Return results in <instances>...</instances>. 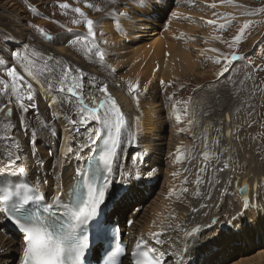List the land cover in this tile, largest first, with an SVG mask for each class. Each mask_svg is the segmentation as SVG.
<instances>
[{"label": "snow or ice", "instance_id": "6c2138e0", "mask_svg": "<svg viewBox=\"0 0 264 264\" xmlns=\"http://www.w3.org/2000/svg\"><path fill=\"white\" fill-rule=\"evenodd\" d=\"M108 2L116 5L112 12L105 14L114 25L117 23L112 19L114 16L124 19H132L135 16L143 19L142 12L138 9L148 6L145 0H127V2L108 0ZM211 6L216 7L215 4ZM58 7L65 10L70 8L67 3L58 4ZM86 7L93 6L86 4ZM95 10L100 11L99 8ZM71 11L81 18L73 20V23H82L86 29V34L79 35V41L90 42V46L83 45L84 53L89 57H96L99 63L105 64L106 52L98 46L97 41V37L103 35L98 30L105 22L104 18L93 20L79 7L72 8ZM24 23L28 27L36 28L29 22ZM207 23L211 25L216 22L209 20ZM220 27L223 28L224 25ZM37 30L50 43L57 41L70 43L72 39L70 36H48L43 29ZM115 30L124 31L119 26ZM103 43L106 44L107 41ZM0 45L8 48L6 54L4 48L0 47V65L4 66L0 69V112L7 108L5 116L9 118L4 122L0 141H4L10 149L12 144H16L14 157L8 156L7 163L0 168V220L11 223L21 233L22 264H88L86 254L90 250L96 254L97 264H123L122 258H128L130 264H196L195 260L189 259L192 254L189 244L192 245L193 250L199 251L197 246L201 245L203 237L198 226L190 231H184L182 247H173L175 242H168L166 233L171 225L165 226L163 222L157 231L149 232L148 239L143 236L138 238L130 251L128 245L123 243V234L119 226L113 223L110 217L106 218L107 209L109 205L119 206L134 196L136 182L146 176L151 177L154 170L151 168L139 172L122 170L119 171L120 178L117 179L114 173L121 168L119 161L122 158L123 146L132 143L125 113L111 94L107 83H98L94 77H86L83 69L64 65L54 56L42 60L45 64V72L48 74L45 93H54L49 98L48 107L52 108L53 105L63 103L75 105L77 119H68V123L73 126L72 130L79 131L80 128L88 130L90 124L92 127L77 151L74 152L71 147L67 148V152L72 153L78 162L73 184L67 192L60 182L57 183L55 192L50 197L46 196L42 188L43 185L48 184V180L45 178L41 181L37 178L33 182L28 178L26 167L18 163L21 158L20 145L11 135L16 131V124L11 118L14 116L15 108L16 120L28 137V147L35 156L39 144L37 132L33 125L26 122V118L29 114L39 118V105L37 95L33 92V83L29 80L36 81L43 73H39L34 67L26 68L28 78L26 79L25 75L17 70L19 67L17 62L25 59L21 55L26 48L24 41L16 45V38L5 32L0 33ZM242 59L246 60L247 57L236 54H232L230 59L227 56L223 57V67L218 76L230 74L234 62ZM215 62L221 64L222 60L218 58ZM260 71H264V68H256V72ZM86 80L92 92L88 96L89 102L85 99ZM138 87V84L129 85L132 92ZM256 87L259 88V85ZM94 93L102 95L97 96ZM255 94V90L250 91L249 100ZM135 98L138 106V95ZM244 104H247L250 110L248 115L252 116L254 104L243 101L242 107ZM176 111L174 104L173 112ZM52 115L55 118L57 113L53 112ZM175 119L179 123L180 115L176 114ZM40 125L45 129L48 128L43 120L40 121ZM251 126L249 122L248 127ZM86 148L90 149V152L81 155ZM117 184L120 185L118 189L115 187ZM240 191L245 196L244 211L232 216L228 221L230 228L237 229L233 236L240 235L238 224L234 221H238L240 216L247 212L250 203L247 198V188H242ZM171 194L170 191L169 195ZM128 223L131 225L132 221ZM213 223L215 224L216 221ZM208 236L211 237L210 243H217L218 237L213 233H209ZM230 240V237H226L223 242L227 244Z\"/></svg>", "mask_w": 264, "mask_h": 264}, {"label": "rangeland", "instance_id": "374dc122", "mask_svg": "<svg viewBox=\"0 0 264 264\" xmlns=\"http://www.w3.org/2000/svg\"><path fill=\"white\" fill-rule=\"evenodd\" d=\"M82 1L83 0H69V3L72 5L76 4L78 7H80L82 5ZM94 2H96L97 5L99 6H104L107 4L108 0H94ZM61 3L68 4V2H66L65 0H0V33L7 32L11 34L12 36H14L16 38V45H19L22 41H24L26 43V48L27 49L29 48L32 54H36L37 56L42 55V58L44 60H46L47 57L49 56H54L58 60H60L64 65H67V66H69L70 63H77L80 69H83L84 72L88 74V77H94L95 79H97L98 74L102 70H104V65L99 63L96 57H89L84 53H77L75 51L78 47H83L84 44H88L90 46V42L89 41H79V35L86 34V29L82 25H73L74 24L73 20H78L79 17L74 12L71 11L72 8L65 10V9H61L60 7H58V4H61ZM190 3L192 5H187L186 8L188 9L189 14L192 15L193 20L195 21L194 22L191 20L184 21L179 26L177 32H185L186 28L190 26V28L188 29V35L192 36V38L193 36H195V38H193V40L195 39V41L193 42L192 45L186 41H185L186 42L185 44L188 47V50L195 49V52L201 53L205 57H208L211 59V66L206 72L207 77H211L213 72L219 69V64L215 62L218 58L219 59L221 58L223 61V57L227 56L230 59L232 54H236L239 56H246L247 59L246 60L242 59V60L234 62V64L230 68V74L225 73V76H222L223 82L226 85V87L228 85L231 86L232 98L236 101V111L238 110L236 122H234L231 125H225L223 128V131L220 133L221 128L218 127L216 123L219 122L221 125H223V120L220 119L219 114H217V102L219 99L224 100L225 98L216 97L219 90L215 92V94L213 95L211 105L206 102H203L202 106L200 102L196 104V101L198 98L194 95L195 93L201 95L202 97L203 95H210V93L212 92L214 84H210L209 82H205L197 91H195V93L191 95L194 97V100L190 105V109L193 106V114L195 113V115L188 117L186 114H184L183 111H180L178 112V114L181 117L180 122L187 123L189 118L192 119L190 126L192 127L193 137L195 141L199 144H202L204 142V139L208 133L207 130L211 131V135L208 137V139H211V140L214 138L219 140L220 135L222 138H226L227 136L228 139L220 144L219 146L220 149H217L215 147L213 148L214 150L211 149V151H209L206 156L207 159L209 158H222L223 159L226 157V152L232 149V146H234V149L237 147L236 142H238L239 135H235V137H233V134H231V131L233 133L234 128L239 127L240 118H244L245 125H246V131L248 130L247 132L248 133L250 132L249 141L252 142L251 144L255 143L256 141H259L261 143V147H256L257 149H259L258 150L259 154L257 155L256 153L255 155V161H254L255 165L252 166V164L251 165L249 164L248 166L247 164L242 163L237 167L236 171L234 170L235 171L234 174H238V172L242 173L241 175H243V179H246L247 181H249L250 185H252L254 182L256 183V181L264 185V171H263L264 170V90L262 88V85H264V78L251 77V79H249L250 82H249L248 91H245L244 89V87L245 88L248 87V76L250 77V70H254L255 68H259V67H264V0H231V3H229V0H190ZM212 4H215L216 7L213 8L211 6ZM155 8L156 10H158L157 9L158 7L155 6ZM143 11L148 12L147 18H146L147 21L145 20V18L141 19L140 17L134 16L131 20H129L128 22L124 24L125 31L127 35L129 34V37L131 38L133 45H132V42H130V45H126L127 40L125 41L124 38H122V41L124 42L119 44L118 41H117L118 43L116 42L117 38H114V40L111 41L109 45V50L107 49L106 51L108 52L110 51L111 54L114 52L116 53L118 52L121 56L119 59L120 64L124 66L127 64L128 66L131 65L129 69H126V72L129 75V77L134 78V76H137V78H135L136 79L135 82H138V81L150 82L148 87H151L154 84V86L158 89L157 94H159V92L163 93L162 88L167 87V86H164V82L165 81L167 82V78L171 82V84H175V83L181 84L182 82H184L186 89H189V90L192 89L194 86L200 83L199 80L193 77L201 78L196 74L197 73L195 70L196 68H194L195 71L194 70L190 71L187 73V75H183V76L174 75L171 77L167 76V78L164 77V75L167 74L165 73L166 71L164 67V63H165L164 59L168 58L169 51L173 47H177V46L175 45L176 43H170L167 41V39L163 41V39L160 36L158 37V32L156 31L155 27L157 26L159 14L157 13V17L155 19L152 16L153 12H149V8L146 10L143 9ZM60 12L61 14L58 16ZM150 20L154 21L153 23L155 27H152V22L148 24V21ZM209 20H213L216 23L210 25L207 23V21ZM24 22H29L31 25L36 26V28L26 26ZM146 24L151 25V26L148 27V25ZM250 24L251 26H249ZM111 25L112 23H110V19H107V21L104 22L102 27L107 33H109L110 31H112ZM139 25H142L145 27L144 32L145 30H148L149 28L155 29V35L143 33L142 31H140L141 29L137 30L136 27ZM221 25H224V27L221 28L220 27ZM37 29H43L44 33L48 36H53V37H56V36L69 37L70 36L72 39L70 43H65L63 41H57L56 43H50L44 39L40 31H38ZM139 31L142 33L139 34ZM169 33L170 31L167 34ZM208 34L210 36H208ZM127 35L125 38H128ZM146 35H149V36L145 37ZM134 37H136L137 39H135ZM97 41H98V46L101 49L104 48L103 37L98 36ZM155 41H158L160 43L159 46H161V52L156 50L157 47L155 46L157 45H155V43L153 44V42ZM0 47H3L4 50L8 51V48L5 45H0ZM58 50L61 52L60 54ZM249 50H250V53H249ZM5 53L7 54V52ZM165 53L167 54L166 57H165ZM143 54H145V56ZM201 54L196 55L193 51V55L196 57H201ZM149 56H156L157 61L154 60L155 62H153V64L149 62L146 63V61L145 62L140 61L141 58L145 57L146 59H148ZM162 57L163 58L165 57V58L163 59ZM197 60L198 58H196V61ZM136 62L140 63L141 65L134 66ZM249 62L256 63V67H253L254 63L250 64L249 66ZM17 63L19 64V66H23L24 60L22 62L18 61ZM115 65L117 69L123 68V66L120 67L117 62L115 63ZM155 65H157L158 67H155ZM33 67L35 68L36 71H38L37 65L33 64ZM0 69H2L1 66H0ZM149 70H150L151 77L146 75V74H149ZM161 70H163L165 74H162ZM153 71H156V73L158 72L157 75H159L158 78H160V81H164L162 85H159L160 81L156 82L158 78L156 79V81L151 82V80L155 78L154 75L156 74V73L154 74ZM139 72L141 73L139 74ZM246 72L248 73V75L245 74ZM39 73H42V72H39ZM206 74L202 73L201 75L205 76ZM244 74H245V80H244V87H243ZM225 77H227V79ZM178 78H182V79H178ZM38 79L41 80V82H43L44 88L46 89L48 74L43 73V75H40ZM115 79L116 78L112 80H115ZM122 80L127 81L128 79H126L125 77H122ZM53 82L55 83V81ZM116 82H118V79L116 80ZM257 85H259V88L256 87ZM86 89H87L85 92V94L87 93L86 95L92 94L91 88H86ZM253 90H255L257 95L258 93H260L261 97L257 99V95H255L252 98L253 101H250L249 98L245 99L246 101L254 104L255 106L254 110H252L253 111V115H252L253 117H252L248 115L250 110L247 108V105L246 106L243 105L242 107V103L240 104V101L244 97H249L250 91H253ZM170 91H174L176 94L187 95L184 90L174 87V86L170 87ZM35 94L41 97V94L38 91H36ZM47 94L54 95V93H47ZM159 97L160 96L157 97L155 103H157V101L159 100ZM66 108L71 109L72 112H75L74 106L66 105ZM202 108L206 110L205 116H204V112ZM195 110L197 111V113ZM198 110H200V113ZM39 112L41 115L39 114L40 118L38 122L43 120L44 116H46V115L42 116L43 114H45L44 110L42 111L40 110ZM28 116H33V115L29 114ZM174 117L175 116H171L173 123H174ZM196 118L197 119L199 118V120L197 121ZM218 118H219V121H218ZM27 119L33 120V118L30 119V117H28ZM27 119H26V122H27ZM45 119L43 121L46 122L47 120ZM13 120H16V119H13ZM204 120L205 122L208 120L207 122L211 123L208 125V128L206 131H205ZM29 122L32 123L33 121H29ZM249 122H251L252 124L251 127H248ZM35 127H38V126H35ZM181 129L182 128H180V130ZM174 130H175L174 132L176 131L179 132V130L175 128ZM20 135H23V132L20 133ZM176 135L177 134L173 135V137L177 140ZM172 141L173 139L171 140V142ZM249 141L246 140L245 142H249ZM174 144L176 145L177 143H174ZM243 149L244 148L240 146L239 149L236 148L235 150L237 154L245 158L246 155ZM45 150L46 149L43 148V152H45ZM195 151L194 153L198 152V150H195ZM3 152L9 153V151L5 150V148H3L2 145L0 144V154L1 155L4 154ZM181 154H183L184 158L181 159L177 163H173V168H174L173 171L170 172V174H168L167 176L165 175L164 180L169 179L168 181H170L171 178L175 177V175H173L175 173V170L180 169L184 165L183 160L188 161L187 154L185 152H182ZM235 155L236 153L233 154V157ZM258 166H260V168ZM252 168H257L256 175L254 173L252 174L251 171L254 170ZM195 171L196 170H194V172ZM190 172H193V170ZM247 173L249 174V176L247 175ZM180 175L182 176V174ZM190 177L187 175L186 179ZM190 181L192 180L190 179ZM165 191H170V190L166 188ZM154 198L147 204L148 207H149V204L154 200ZM163 199H164V196L162 195V197L156 199L151 204V206H154L157 200L158 202H156L155 206L158 205L159 202ZM148 207L146 208V211L148 210ZM146 211L144 212V214L146 213ZM231 211H234V210L229 209L228 212H226L223 215V218L229 217L231 215ZM144 219H145V216L141 218L140 221L143 222ZM139 224L141 223L139 222ZM0 232H1V229H0ZM236 245L239 246L240 244L237 243ZM258 246L259 248L251 249L249 253H247L248 251L242 252L244 248H242L241 246V249L243 250L239 251L238 253H235L234 258H236V256L237 257L239 256L238 258H240V257H244L247 255L249 256L255 255L253 257L256 258L258 256V254L256 255V252L264 249V246L262 247L260 245ZM261 261L262 260H260V262Z\"/></svg>", "mask_w": 264, "mask_h": 264}, {"label": "bare ground", "instance_id": "6f19581e", "mask_svg": "<svg viewBox=\"0 0 264 264\" xmlns=\"http://www.w3.org/2000/svg\"><path fill=\"white\" fill-rule=\"evenodd\" d=\"M147 5L148 6L146 8L150 7L149 3H147ZM146 8H143V9L146 10ZM152 16L156 18L157 12L156 13L153 12ZM150 22H152V27H155L153 23L154 21L152 20L148 21L149 24ZM136 28L137 30L141 28L145 29V27L142 25H139ZM148 30L152 32L151 34L155 35V29L149 28ZM140 31H139V34L142 33ZM136 37L134 38L137 39ZM154 43L155 45H157L155 46L157 47L156 50L161 52V46H159L160 43L158 41L153 42V44ZM27 50H28L27 57L37 56L36 54H32L29 49ZM58 52L59 54L61 53L59 50ZM143 55L145 56V54ZM166 55L167 54L165 53V57ZM168 56L169 57L166 59H164L165 57L164 58L162 57L165 61L164 63V67L166 71L165 73H167V74L164 73L165 78H167V76L171 77L174 75L175 76L187 75L188 72L193 71L194 68H196V60L193 58L191 53L187 54L182 47H178V46L173 47L169 51ZM154 60H156V56H149L148 59H146L145 57L140 59L141 62L146 61V63L149 62L151 64L155 62ZM137 65H141V64L136 62L134 66H137ZM254 65L256 67V63H254ZM259 68H264V67H259ZM140 73L141 72H139V74ZM157 74L158 72L154 75L155 78H153L155 79V81L159 76ZM146 75L151 77L150 70H149V74H146ZM250 76L253 78H257V77L264 78V71L256 72V68H255L254 70H250ZM31 82L35 85V88H37L40 91V88H42L41 85L38 87V83L36 81H31ZM151 82H153V80H151ZM262 88L264 90V85H262ZM152 89H153V92L151 91V93L148 95V99H146L144 102L141 103V109L145 108V110H142L143 113H141L143 117V120L140 122L142 132H143L142 137H141V142L143 145H145L144 146L145 150H147V152L149 153L148 155L149 157L147 158L148 163L153 157L152 155L154 154L155 149L161 148L160 146L164 147V143H163L164 125L162 124L161 120H158L159 117H161V114L158 113L159 108L156 109L157 113L154 114V109H155L154 105H155L156 98H157V95H155L154 92L156 91V93H158V89L154 85L152 86ZM110 92L113 96L116 95V93H114L113 91L110 90ZM86 94H85L86 102H89L88 96L90 94L89 93H88L89 95H86ZM94 94L97 96L102 95L100 93H94ZM258 95H260V93H258ZM41 97L45 98V103L48 106L49 98L46 95H41ZM252 98L253 97H251L250 101H253ZM165 101H168L167 97L164 98V102ZM223 101L224 100L219 99L217 102V114H219L218 106ZM119 102L124 107L125 115H126L128 126H129V133H130V131L134 129L136 126L137 127L140 126V124L137 122V113L134 109L130 111V108L126 106V104H124L123 100H119ZM66 105L74 106V111H76V106L68 104V103L61 104V107L55 106V105L52 106V109H54L53 112L56 111L57 117L62 121L61 126H59V124H55V122L51 123L49 116H47L46 112H44L45 114H43L42 116L46 115L44 116V119L46 117L45 120L48 121V123L46 121L48 128L45 129L41 127V125L38 127H34L35 131L37 132V140L39 142L38 144L39 146L37 147L38 149L36 148L35 153L39 151L40 159H38V156H35L32 158L31 156L32 151L30 148H28L27 141L24 140V138L28 140V137L24 133L23 135H20L24 156L20 158L19 162L27 163L29 170L34 174L38 172V176L41 173V167L46 168V169L55 167L56 172H57L61 164L69 158L70 154H72V153L67 152V148L71 147L74 152L77 151L79 145L87 138L88 130H90L92 127V125L90 124L88 126V130L86 129L83 130L82 128H80V130L76 131L74 134L70 133L67 127L63 123L68 122L69 118L77 119V116L75 115V112H72L71 109H67ZM42 110L45 111V109H41V111ZM200 110H198L199 113H200ZM193 115H195V113ZM153 119H156L158 122L155 123ZM28 120L29 119H27V121ZM198 120L199 118L197 119V121ZM245 127L246 126L245 125L243 126L242 123L240 122L239 127L238 128L235 127L233 130V133L231 131V134L239 135L236 148L239 149L240 146H242L244 148L243 150L246 155V157L243 158V160L249 161V164L250 165L252 164V166H254L255 165L254 164L255 155L256 153L257 155L259 154V151H258L259 149L253 146V144H251L252 142L249 141L250 132L248 133L247 132L248 130L246 131ZM246 140H248L249 142H245ZM1 145L3 148H5L4 144H1ZM43 148L46 149L45 152H43ZM89 152H90V149L86 148L84 152L81 153V155L89 153ZM128 152H129V148L125 147L124 145L123 152H122V158L119 161L120 164H123L125 162L128 156ZM195 154H198V152ZM10 155L14 157L15 152L13 154H9L8 152H5L2 155L0 154V157L8 160V156ZM180 155L182 156L181 159H183L184 158L183 154H180ZM180 160L175 159L174 163H177ZM6 163L7 161L0 159V168H2L3 165ZM183 163L184 165L181 168L178 167L180 169L175 170V173H176L175 177L171 178L170 181H168L169 179L165 180L167 183V188L172 192V194L169 195L170 191H165L166 195H163L164 199L161 200L159 204L156 205L155 208L152 210L153 212L152 217L150 218L148 224L143 228L142 231L139 230L138 232L134 233V237L136 239L140 238L141 236H143L145 239H148L149 232L157 231L158 225L161 223V221L166 219L165 226L171 225V227L167 228V233H166L168 242L174 241L175 243H173L172 245L173 247L181 246L182 237H183L185 230L189 231L193 227H197V226L200 227V229L204 230L202 225L205 222H208L209 220H211V218H213L214 216H221V218L223 219V215L226 212H228L229 209H233V210L237 209L236 211L237 213L240 211V208H241L240 201L242 198L238 196L235 192H233L232 194L230 193V196H228V192H231V190L227 186V184L230 182V178H227V176L225 175L224 178L218 181H215L214 167L216 165H220L219 160H214L213 166L211 167L212 168L211 174L208 173L207 175L203 173L201 174L197 171V169L200 166H202L200 160H195L194 163H190V164H189V161L183 160ZM234 163H235V160H233V164ZM65 167H68L67 171L70 172V165H66ZM258 167L260 168V166ZM252 169H254L253 170L254 172L257 171V168H252ZM192 170L193 172H190ZM194 170L196 171L194 172ZM44 171L46 172L47 170H44ZM67 171H65L64 176H66ZM224 171L225 172L228 171V165L226 166ZM179 173L182 174V176ZM168 174L169 173L166 172L165 175L167 176ZM187 175L189 177L191 176L190 178H188L189 181L188 179H186ZM46 179L48 178L46 177ZM190 179L192 181H190ZM190 182L192 184L191 186H188V183ZM259 184L260 186L256 189V186ZM249 186H250L249 194H251V196H255V197L264 196V185L262 183L256 181V183L254 182L252 185L249 184ZM185 188L187 189V191H183V189ZM142 196H143V191H140L138 188H136L134 196L125 200L119 206L115 205V209L111 213L110 217L115 218L120 215L132 216L131 212L134 210L135 207L140 205L139 201L142 198ZM202 205H205V206L202 207ZM249 211H251L249 212V221L251 223L250 224L249 222L246 223L244 229L240 228L239 236L220 234L217 236L218 241L215 244L210 243L211 239H209V236L204 237L201 240V245L198 246L199 251H197L195 255L196 263L197 264H222L223 262L230 260V258L228 257L229 253L235 254L243 250L241 249V246L242 248H244L242 252L248 251L249 247L253 248V246H255L256 244L260 245L261 247L264 246V211L257 212V211H252V209H250ZM139 222L141 224L143 223L139 220L137 222L138 225L136 224L135 228L140 225ZM0 229H1V232H0V264H12L13 261L15 260L17 253H19L20 241L17 237L12 236L10 232L7 231L4 226H2L1 222H0ZM135 230H137V228ZM226 237L231 238L230 242L227 244L223 242L224 238ZM255 241H258V243H256ZM237 243L240 245L237 246L236 245ZM203 245H208V247H203ZM257 254L258 256L256 258L253 257L255 255H252V256L247 255V256L238 258L237 260L231 262L230 264H264V249L257 251L256 255ZM260 260L262 261L260 262Z\"/></svg>", "mask_w": 264, "mask_h": 264}, {"label": "water", "instance_id": "95a60500", "mask_svg": "<svg viewBox=\"0 0 264 264\" xmlns=\"http://www.w3.org/2000/svg\"><path fill=\"white\" fill-rule=\"evenodd\" d=\"M243 188H245V187H243Z\"/></svg>", "mask_w": 264, "mask_h": 264}]
</instances>
